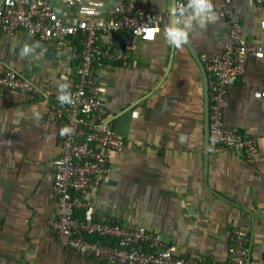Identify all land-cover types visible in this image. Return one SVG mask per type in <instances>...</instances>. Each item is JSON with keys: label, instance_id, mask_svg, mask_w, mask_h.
<instances>
[{"label": "crops", "instance_id": "0c3cea01", "mask_svg": "<svg viewBox=\"0 0 264 264\" xmlns=\"http://www.w3.org/2000/svg\"><path fill=\"white\" fill-rule=\"evenodd\" d=\"M49 1L66 24L106 20L124 2ZM179 1L187 0H151V14L172 12ZM213 3L219 19L190 34L193 52L168 44L172 16L150 39L128 32L101 38L102 47L128 57L100 74L108 89L105 106L126 147L114 156L102 188L89 195L88 214L100 222L145 227L185 258L200 255L216 264H228L230 239L240 227L251 240L247 264H264V7L233 0L244 38L263 48L249 57L224 107L226 125L258 144L255 161L248 162L205 143L204 80L194 54L219 55L229 43V26L219 15L224 0ZM34 42L41 45L36 55L20 58L24 43ZM81 55L76 38L42 41L25 31L0 32V73L12 69L42 93L26 96L0 87V264H104L64 251L50 225L59 214L53 161L61 146L47 96L63 84L71 90Z\"/></svg>", "mask_w": 264, "mask_h": 264}, {"label": "built area", "instance_id": "2783aa9c", "mask_svg": "<svg viewBox=\"0 0 264 264\" xmlns=\"http://www.w3.org/2000/svg\"><path fill=\"white\" fill-rule=\"evenodd\" d=\"M255 2L264 7V0ZM187 3L179 1L176 7L186 8ZM219 15L229 26V43L222 54L200 56L211 79L210 142L253 162L259 151L256 140L226 125L224 107L233 83L245 75L249 57L263 53V48L244 38L243 18L236 14L233 0H224ZM171 16L172 12L151 14V0H124L110 18L79 24L63 22L49 0H4L0 9V32L12 36L25 31L42 41L76 38L82 48L77 79L69 91L73 103L61 104L60 92L47 96L61 146L60 155L53 161V193L59 214L51 218L50 225L69 254L104 264H216L200 255L185 258L176 246L165 243L162 234L145 227L100 222L88 214L89 195L102 188L111 174L114 156L123 155L126 147L105 106L108 89L100 74L110 62H123L128 57L111 53L100 40L115 32H128L137 38H145L150 29L158 34ZM0 87L26 96H42L33 82L12 69L0 73ZM65 128L71 131L62 135ZM250 241L246 231L234 228L227 263L247 264Z\"/></svg>", "mask_w": 264, "mask_h": 264}, {"label": "clouds", "instance_id": "9594fccd", "mask_svg": "<svg viewBox=\"0 0 264 264\" xmlns=\"http://www.w3.org/2000/svg\"><path fill=\"white\" fill-rule=\"evenodd\" d=\"M174 15L177 19L165 30V38L169 45L180 48L183 45L190 43V34L196 31L197 26L201 29H206L208 24H214L218 21L219 17L215 12L213 0H188L187 6H177L173 9ZM152 38L155 29H150ZM149 32V30H148ZM41 47L39 42H34L31 45L24 43L20 48L19 57L26 58L36 55V49ZM43 53H41L42 55ZM58 99L61 104L73 103L72 95L68 90V85L63 84L60 86V94ZM37 120L40 119V114L34 113ZM71 131L68 128L62 129L61 134Z\"/></svg>", "mask_w": 264, "mask_h": 264}, {"label": "water", "instance_id": "95a60500", "mask_svg": "<svg viewBox=\"0 0 264 264\" xmlns=\"http://www.w3.org/2000/svg\"><path fill=\"white\" fill-rule=\"evenodd\" d=\"M176 8V3L173 7V9ZM173 9H172V23L174 22L175 19H177V17L174 15L173 13ZM188 46V48H190V50L193 52L192 47L190 46V44H186ZM195 59L197 60L200 69L202 71V75H203V80H204V95H205V143L206 146H209L210 144V80H209V75L204 67V64L202 63V61L200 60V57L197 54H194Z\"/></svg>", "mask_w": 264, "mask_h": 264}, {"label": "snow or ice", "instance_id": "6c2138e0", "mask_svg": "<svg viewBox=\"0 0 264 264\" xmlns=\"http://www.w3.org/2000/svg\"><path fill=\"white\" fill-rule=\"evenodd\" d=\"M148 35H149V36H151V35H152V32H151V30H149V32H148Z\"/></svg>", "mask_w": 264, "mask_h": 264}]
</instances>
